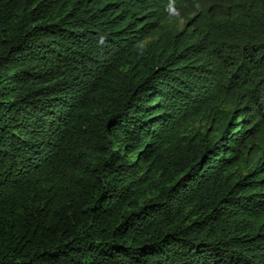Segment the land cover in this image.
Listing matches in <instances>:
<instances>
[{
  "label": "trees",
  "instance_id": "trees-1",
  "mask_svg": "<svg viewBox=\"0 0 264 264\" xmlns=\"http://www.w3.org/2000/svg\"><path fill=\"white\" fill-rule=\"evenodd\" d=\"M0 264H264V0H0Z\"/></svg>",
  "mask_w": 264,
  "mask_h": 264
},
{
  "label": "rangeland",
  "instance_id": "rangeland-1",
  "mask_svg": "<svg viewBox=\"0 0 264 264\" xmlns=\"http://www.w3.org/2000/svg\"><path fill=\"white\" fill-rule=\"evenodd\" d=\"M116 145V144H115ZM119 146H115V148H118Z\"/></svg>",
  "mask_w": 264,
  "mask_h": 264
}]
</instances>
